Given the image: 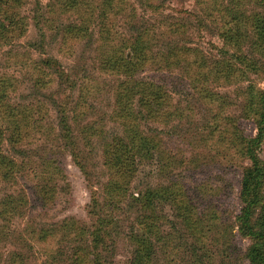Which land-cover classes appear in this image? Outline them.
<instances>
[{
	"label": "rangeland",
	"instance_id": "obj_1",
	"mask_svg": "<svg viewBox=\"0 0 264 264\" xmlns=\"http://www.w3.org/2000/svg\"><path fill=\"white\" fill-rule=\"evenodd\" d=\"M13 2L18 23L3 32L0 17V264H133L142 234L148 264H250L253 242L235 221L250 162L231 137L257 133L264 45L256 48L253 18L264 17V0ZM231 27L237 46L220 36ZM145 31L165 58L135 77L162 86L161 112L147 116L138 94L128 107L158 149L136 162L114 196L102 142L121 137L133 117L114 115L124 77L103 68L99 55L129 57L132 37ZM221 58L234 68L227 78L218 63L222 75L212 82ZM256 153L264 166V138ZM146 191L154 196L142 208ZM175 199L189 201L186 222ZM151 209L152 227H144ZM99 219L104 235L95 245Z\"/></svg>",
	"mask_w": 264,
	"mask_h": 264
},
{
	"label": "trees",
	"instance_id": "obj_2",
	"mask_svg": "<svg viewBox=\"0 0 264 264\" xmlns=\"http://www.w3.org/2000/svg\"><path fill=\"white\" fill-rule=\"evenodd\" d=\"M74 0H59L62 6L70 5ZM14 2L13 0H0V17L5 20L2 25V31H6L7 28L12 29L15 23L19 20H15L12 10ZM74 4V3H73ZM253 26L257 34L255 41L256 48H261L264 45V17L253 18ZM0 21V25H1ZM0 30V36L3 34ZM224 43L230 42L233 46L239 45V35L234 27L227 29L224 33L220 34ZM1 38V37H0ZM155 40L154 37H149V33L137 32V34L132 37L129 44V57L124 54L123 51H113L110 53L107 49L100 50L99 61L100 65L104 67H109L113 71L123 76L124 79L119 81L115 92L114 104L118 108L115 109L114 115L121 117L123 119L133 117V121L127 124H123V132L121 137H110L107 141L106 139L102 142V153L105 165L110 171V176L112 179L108 182L105 188L115 196L123 191L122 184L126 183L125 180L129 178L134 172L136 167V162H140L144 159H148L152 156L157 148L158 141L154 137L146 136L138 130V125L135 123V116H133L132 108L128 107L131 98L138 94V103L145 106L147 116H155L161 112V97H162V86L156 85L153 82H143L142 80L135 77L137 71L142 70L145 66H151L155 64V69L160 66L161 59L165 57L157 52L153 53L151 51L152 41ZM228 41V42H227ZM161 54L160 60L157 61L158 55ZM238 59H241L239 57ZM174 63V61H172ZM243 65V58L239 61ZM220 63L224 75L228 78V72L234 68V64L228 63L220 59V62H214V66L211 68V72L208 73L212 82L217 81L219 76V68L217 64ZM249 66V64H247ZM224 77V78H226ZM205 80V79H204ZM259 101V111L256 121L257 133L254 137L248 138L244 136L231 137V141L240 140L242 143V152L244 153L247 160L250 162V166L245 171L242 182H241V193L240 197L242 200V206L240 208V213L235 217L238 233L244 237L250 239L253 244L248 249L246 258L250 264H264V166L257 155V150L264 138V91L260 93L258 97ZM128 111L129 113H126ZM23 119L13 121L16 125L22 122ZM17 132V128L14 126L9 133V138H14ZM68 129H62V137L67 138ZM18 134V133H17ZM234 146V143H230ZM163 153V152H162ZM164 155V153H163ZM167 158V157H165ZM15 166L10 167L7 171H12ZM57 170V169H56ZM47 185L41 187L40 191H45ZM152 192L146 191L141 195L139 199L142 208H149V199L153 197ZM156 196H158L156 194ZM173 198L172 194H168L167 198ZM114 197H109L105 202L104 206L109 207L111 200ZM172 200V199H171ZM189 201H178L174 200L173 203L177 207L178 212L183 217L182 221L186 222L187 219L184 217L185 213H191L189 210L185 209L187 205L185 203ZM187 203V204H188ZM103 204V203H102ZM97 206L98 204L95 203ZM101 206V205H100ZM154 213V209L145 210L143 216L140 218L139 223L144 227H152L153 218L150 217ZM186 218V219H184ZM98 230L96 231L95 237L92 243L98 244V235L103 234L102 225L105 220H97ZM138 252L133 264L136 261L139 264H148L149 260L146 258L148 241L144 234L138 236Z\"/></svg>",
	"mask_w": 264,
	"mask_h": 264
}]
</instances>
